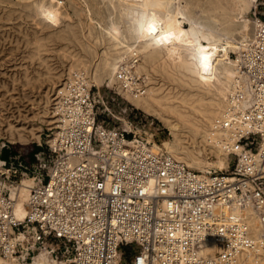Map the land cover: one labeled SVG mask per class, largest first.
<instances>
[{"label": "bare ground", "instance_id": "6f19581e", "mask_svg": "<svg viewBox=\"0 0 264 264\" xmlns=\"http://www.w3.org/2000/svg\"><path fill=\"white\" fill-rule=\"evenodd\" d=\"M31 1V5L27 6H31L30 12L34 18L43 13L44 1ZM109 1L118 14V21L115 23L114 20L110 25L108 22V28L113 41L118 40L122 23L123 38H120L124 39V43L118 41L117 44L120 45L121 42L124 45L115 47L112 53L102 51L104 55L93 67L82 60V57L79 59L72 54L61 84L53 85L56 80L52 81L48 89L43 92L40 90L42 93L38 98L30 100V124L17 126L8 123L9 126L0 131L10 142L39 141L41 126L35 122L38 119V122L45 123L51 130L47 142L53 150L58 151L54 166L47 170L51 175L48 190L54 192L53 198L40 193L39 174L23 173L19 180H10L7 184L0 180V244L7 247L0 249V264H23L22 259L28 254V250L35 247L36 228L26 224V217L33 216L38 211V201L48 199L45 205L50 209H59L64 201L69 204L70 199L65 193L67 188H71L73 183L78 184L81 191L89 188L92 181L82 178L87 176V171L94 174V164L99 160L96 154L113 149L128 154L132 163L140 159L145 166L152 163L146 156H150L153 163L154 160L159 164H164L166 160L175 162L180 176L186 171H182V167L189 168L187 173L192 175L193 187L198 191L213 192V200H208V195L204 194L207 196L204 199L207 200L193 202L189 213L187 206L178 205L177 214L172 216H168L166 201L159 197L156 202L148 205L156 207V213L160 216L151 227L144 223L148 219L139 216L121 225H117V218L112 216L113 233L116 235L119 232L117 230L128 234L133 232V235L137 234L142 240V244L144 240H149V232L150 237L155 235L158 238V244H153L151 264H160V259L165 258L159 254L163 251L168 256L169 264H264V198L261 199L260 195L254 198L250 196L257 185L253 176H264V121L256 118L259 113L264 119V87L260 86V82H264V65L255 63L253 59L258 50L264 55V21L249 16L257 0ZM111 10L110 8L109 12ZM107 11L108 9L105 12ZM150 15H155L158 20L162 19L164 23L159 27L174 34L169 43L158 45L154 37L142 30ZM34 43L37 47L41 45L37 40ZM201 48L207 49L211 54L208 73L200 66L198 53ZM138 58L141 61L135 63ZM141 74L145 75L144 79L154 81L140 87L135 78ZM258 75L259 78L256 79ZM104 80L114 85L131 105L162 122L168 130V137L157 142L147 131L146 137L141 138L137 135L140 132L138 129L134 130L135 135L131 139L126 140L118 136L114 129L98 125L96 130L93 100L89 91L92 86L99 87ZM121 120L127 128L132 129L125 119ZM256 129H261L263 134L259 138L257 149L253 151L245 148L240 139ZM95 130L101 142L91 145L90 136ZM62 149L66 150L64 157L60 151ZM129 150L131 154L128 153ZM231 154L239 156L237 167L248 174L243 184L238 182L241 185L239 192L232 186L233 180L237 179L235 174L226 173L214 178L210 173L228 171ZM1 170L4 169L0 166ZM110 179L108 177L104 181L105 190H109L111 186ZM5 186L8 198L2 193ZM144 188L145 193L149 194L145 202L151 198V193L161 195L156 175L148 177ZM73 191L69 192L71 204L78 202L85 206L82 213L85 220L80 223L79 233L84 242L82 253L86 254V250H92L89 244L90 230L98 229L99 226L92 217L88 207L90 202L85 199L83 192L72 193ZM194 207L200 212L197 219ZM71 210L69 207L68 212ZM9 218L14 223L26 224V230L14 231ZM72 224L76 226L75 218L72 219ZM132 225L134 231L131 230ZM17 243L20 245V255L14 254ZM129 246L147 253L145 243L140 246L130 242ZM38 249L31 257L30 264L70 262L65 256H52L48 247ZM117 261L118 256L115 255L112 262Z\"/></svg>", "mask_w": 264, "mask_h": 264}, {"label": "rangeland", "instance_id": "374dc122", "mask_svg": "<svg viewBox=\"0 0 264 264\" xmlns=\"http://www.w3.org/2000/svg\"><path fill=\"white\" fill-rule=\"evenodd\" d=\"M21 1L23 2V4ZM25 1H0V131H4L11 123L17 126H28V124H30L32 115L30 100L34 99L35 97L38 98L43 90L49 88L52 81L56 80L53 82V85H55V83L58 86L61 84L64 79L63 73L65 71L66 65L69 64V59L72 57V54L73 57L76 56L79 59L82 57V60L87 61L86 63L89 65L91 64V67H93L95 62L98 61V59H100L101 56L104 55V53H106L107 51L109 53H112L114 52L113 49H115V47L120 48L122 45H124V39L122 40V23L120 24L121 33L118 40L113 41L112 33L108 28L110 23H116L118 21V14L115 11L114 6H112L113 3H111L109 0H38V2L44 1V9L43 13L34 18L33 14L30 12L31 6H27V4L31 5L29 3H32L33 1ZM85 4L89 6H86ZM91 5L94 7H92ZM85 6L88 8L86 9ZM89 7L91 9H89ZM109 7L112 9L110 12ZM107 9L108 14L105 12ZM91 10L94 11L92 12ZM90 13L94 14L92 15ZM249 16L251 18H259L264 21V0H257ZM49 17H51V19ZM89 18L90 20H88ZM107 19H110V21ZM97 20H99V22ZM108 22L109 25L107 24ZM90 23L91 25H89ZM92 25L93 27H91ZM103 25L105 26V29ZM62 28H64V30ZM79 32L80 34L82 32V34L79 35ZM94 35H96V39L94 38ZM79 37L82 41L78 39ZM83 39L86 43L83 42ZM35 40L41 42V45L39 47L35 46ZM118 41H121L123 43L120 42L119 45L117 44ZM80 43L82 46H80ZM66 47L68 48L66 49ZM83 47L85 48L83 49ZM91 47H93V49ZM77 49L79 50V52ZM30 51L31 53H33L31 54ZM85 51L88 54H86ZM102 51L104 53H101ZM67 52L71 54H68ZM34 53L36 54L34 55ZM80 53L83 55H81ZM140 61L141 59L138 58V60H135V63H139ZM41 70H44V72ZM144 77L145 75L141 74L140 76L135 78V82L140 85V87L145 85L147 82L152 83V81H154L153 79L148 81L147 79H144ZM40 90H42V92ZM89 93L90 98L93 100L92 107L94 111V122L96 130L98 125H102L105 128L116 130L117 133L118 131H121L123 133L126 132L128 133V136H131L132 133V136L130 137L131 139L133 135H135L134 130L139 129L140 132L137 134L139 137H146L145 132L148 131L152 134L153 138L157 142H160L168 137V130L162 124V122H160L153 116L145 114L142 110L131 105L114 85L108 84L107 80H104L99 87L92 86ZM121 118L125 119L129 124H131L132 129L127 128ZM21 119L25 121L23 122ZM35 122H37V124L41 126V138L39 141L31 140L30 142L28 141L26 143L10 142L3 137V134H0V166L2 169H4L0 171V180L3 183L7 184L10 180L17 181L22 177L23 173H27L29 175H42L44 173V169L40 166L39 163L44 161L47 162V159L49 158L50 145L47 142V137L50 134L51 130L47 128L45 123L38 122V119ZM96 130L92 135L96 136V138L98 139ZM258 141L259 138L257 135H244L241 139L242 143H240L245 148L255 151L257 149ZM26 145H35L39 147L33 153L32 159L29 158V155L24 156L22 154L23 148ZM35 154H38L37 157ZM238 160L239 156L237 154H231L229 158L228 171H218L217 173L234 174L233 171L236 168ZM43 166L47 168L48 165H45L43 163ZM261 181L264 184V178H262ZM7 192L8 189H6L5 186V188L2 189V193L6 195ZM26 228V224H20L19 226L13 227L14 231H25ZM48 244H52V242L46 244L36 241L35 247L28 250V254L24 259H22V263L30 264L32 262L31 257L35 254L36 251L39 250L38 248L40 247H48L51 253L54 246L53 244L52 246H48ZM128 246H122V249L124 250L122 264H128L132 254L137 251L135 247ZM5 248H7L5 244H0V249ZM55 248L56 250H54V253L52 252L51 255H57V258L63 257L64 252L62 250L60 251V249H58L57 247ZM19 250L20 245L17 243L16 246H14V254L20 255L21 252Z\"/></svg>", "mask_w": 264, "mask_h": 264}, {"label": "built area", "instance_id": "2783aa9c", "mask_svg": "<svg viewBox=\"0 0 264 264\" xmlns=\"http://www.w3.org/2000/svg\"><path fill=\"white\" fill-rule=\"evenodd\" d=\"M262 42H264V40ZM256 54L257 55L253 57L255 63H260L261 66L264 65V55L262 52L258 50ZM257 78H259V75L256 76V79ZM260 86L264 87V82H260ZM262 114L264 116V112H262ZM256 118L260 121H264L259 113ZM262 134L263 131L261 129H256L254 131L252 130L245 136L257 135L258 138H260L262 137ZM118 136H122L126 140H129L132 133L131 136H128V133L118 131ZM100 142V139L98 140L96 136H90L91 145H96ZM60 151L62 157H64L66 150L62 149ZM49 152L47 162L44 161L39 163L44 169V173L40 175V193H45L49 196L48 198H53L54 192H49L48 190L51 175L47 170L54 166L55 161L58 159V151L57 149L53 150L49 146ZM129 152L130 150L128 153ZM131 153L132 152L129 154ZM35 155L37 157L38 154ZM96 156L99 160L97 161V164H94L92 170L94 171V174H92L91 171H87V176L82 178L90 179L92 181L89 188L86 187L84 191H81V187L79 188L78 184L73 183L72 187L67 188V191L65 192L67 193L66 197L70 199L69 204L64 201L61 205L62 207L59 209L56 207L50 209L45 205L48 199H42V201H38L36 205L38 211L34 212L33 216L29 215L26 217V224H30L36 228V241L46 244L52 242L54 246L52 252L54 253V250H56L55 247L60 249V251L62 250L64 256L69 258L68 261L70 262H68V264H122L124 251L122 246H128L130 242L140 246H143L145 243V250L147 253L144 254L143 252L141 253V251L133 253L128 264H151L152 255H154L153 244H158V238L155 235L150 237L151 232H149V240H144L142 244V240L138 238V235L135 234V232V235H133V232L128 234L127 232L117 230L119 232L116 235L113 233L114 228H112L113 223L111 222L112 216L117 218V225L118 223L121 225L124 222L139 216L142 219H148L144 223L148 227H151L160 219V216L156 213V207L148 205L152 202H156L159 197H162L163 201H166L165 206L169 213L168 216L177 214L178 205L187 206V212L189 213L192 210L193 202L207 200L204 199L207 197L204 194L208 195V200L214 199L212 198L213 192L211 190H209L211 192L208 190L198 191L193 187L191 184L192 175L187 173V171L190 170L189 168L185 169L182 167V171H186L180 176V174L177 173L179 169L175 162L166 160L164 164H159V162L154 160L153 163V159L150 156H146V158L151 160L152 163L149 166H145L144 162L140 161V159L138 162L135 160L132 163L131 157L128 156V154L119 152L116 149L97 153ZM102 159H104V161H101ZM43 163L48 165V168H45ZM210 173H212V177L214 178L215 176L222 177L225 175L224 173L218 174L215 171ZM233 173L236 175L237 179L233 180L232 186L237 192H239L241 190V185H238V182L243 184L245 179L248 178V174L241 170L240 167H237V165ZM150 175H156L158 177V184L161 189L160 194L162 196L159 194L155 196L151 193V198L145 202L144 200L148 198L149 194L145 193L146 190L144 185L147 183ZM108 177L111 178L110 180H112V183L109 190H105L104 181ZM253 177L254 181L257 182V185L250 196L254 198L256 195H260L262 199L264 198V184L261 180L264 176L257 174ZM72 190H74L72 193H78V191L83 192L85 199L90 202L88 207L91 211L92 217L97 221L96 225L99 226L98 229L95 228L90 230L91 237L89 244L92 250H86V254L82 253L84 250V242L79 233L80 223L85 220V218L82 217L85 206L83 203L79 204L78 202H72L71 204V195L69 192ZM34 192L35 189H33V193ZM69 207L72 209L70 212H68ZM159 208L160 207H158V209ZM195 210L194 207L193 212H195V218L197 219L200 216V212ZM49 211L53 213L50 215ZM66 215L68 218H65ZM73 218L76 219V226L72 224ZM9 221L12 227L20 225L19 223H14L11 219ZM86 222L87 225H89V222ZM131 230L134 231L133 225L131 226ZM52 244H48V246H52ZM159 254L161 257H165L164 259H160V264H169L166 252L163 251ZM115 255L118 256V261L112 262ZM93 256H95V258H92ZM173 259L175 260L176 258L173 257Z\"/></svg>", "mask_w": 264, "mask_h": 264}, {"label": "snow or ice", "instance_id": "6c2138e0", "mask_svg": "<svg viewBox=\"0 0 264 264\" xmlns=\"http://www.w3.org/2000/svg\"><path fill=\"white\" fill-rule=\"evenodd\" d=\"M49 18L51 19V17ZM163 23L164 21L162 19L158 20L155 15H150L144 22L142 28V30L149 36L154 37L155 42L161 46L169 43L174 38V34L171 31H166L165 29L159 27ZM198 57L201 68L205 73H208L211 65V54L207 49L201 48L199 49Z\"/></svg>", "mask_w": 264, "mask_h": 264}, {"label": "trees", "instance_id": "16d2710c", "mask_svg": "<svg viewBox=\"0 0 264 264\" xmlns=\"http://www.w3.org/2000/svg\"><path fill=\"white\" fill-rule=\"evenodd\" d=\"M39 147L38 146H35V145H26V146H24V148H23V151H22V154L24 155V156H27V155H29L30 157V159H32L33 158V153L38 149Z\"/></svg>", "mask_w": 264, "mask_h": 264}]
</instances>
